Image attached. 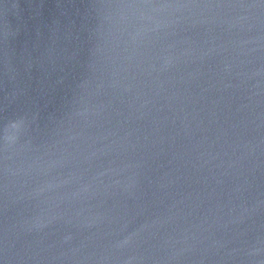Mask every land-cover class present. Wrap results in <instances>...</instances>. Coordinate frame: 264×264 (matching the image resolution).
Wrapping results in <instances>:
<instances>
[{
    "label": "water",
    "instance_id": "95a60500",
    "mask_svg": "<svg viewBox=\"0 0 264 264\" xmlns=\"http://www.w3.org/2000/svg\"><path fill=\"white\" fill-rule=\"evenodd\" d=\"M0 264H264V0H0Z\"/></svg>",
    "mask_w": 264,
    "mask_h": 264
}]
</instances>
